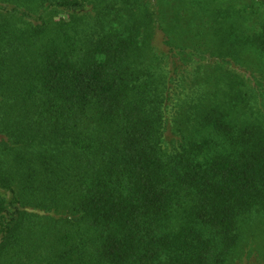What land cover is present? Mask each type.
<instances>
[{
    "label": "trees",
    "instance_id": "1",
    "mask_svg": "<svg viewBox=\"0 0 264 264\" xmlns=\"http://www.w3.org/2000/svg\"><path fill=\"white\" fill-rule=\"evenodd\" d=\"M264 264L262 0H0V264Z\"/></svg>",
    "mask_w": 264,
    "mask_h": 264
},
{
    "label": "rangeland",
    "instance_id": "2",
    "mask_svg": "<svg viewBox=\"0 0 264 264\" xmlns=\"http://www.w3.org/2000/svg\"><path fill=\"white\" fill-rule=\"evenodd\" d=\"M264 2V0H262ZM244 264H251L249 260H247Z\"/></svg>",
    "mask_w": 264,
    "mask_h": 264
}]
</instances>
